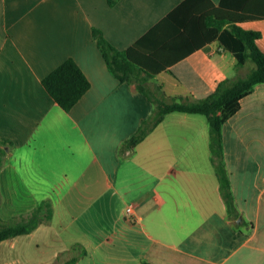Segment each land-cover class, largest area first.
<instances>
[{
  "label": "crops",
  "instance_id": "0c3cea01",
  "mask_svg": "<svg viewBox=\"0 0 264 264\" xmlns=\"http://www.w3.org/2000/svg\"><path fill=\"white\" fill-rule=\"evenodd\" d=\"M182 1L0 0V215L10 222L41 200L52 205L49 222L0 240V264H264V82L222 125L235 210L220 192L201 113L168 112L119 153L154 105L109 71L92 28L125 49ZM239 6L262 14L236 24L260 33L264 53V0ZM225 41L171 63L155 75L157 89L203 98L244 75L250 59L239 64ZM68 57L90 87L65 111L41 80Z\"/></svg>",
  "mask_w": 264,
  "mask_h": 264
},
{
  "label": "trees",
  "instance_id": "16d2710c",
  "mask_svg": "<svg viewBox=\"0 0 264 264\" xmlns=\"http://www.w3.org/2000/svg\"><path fill=\"white\" fill-rule=\"evenodd\" d=\"M107 1L113 4L116 0ZM241 1L220 0L214 4L211 0H183L125 49L115 47L101 29L92 28V36L109 71L120 81L134 83L154 105L150 116L120 144V155L131 152L168 112L178 110L205 115L209 126L210 158L228 211L235 210V205L223 160L222 125L238 110L240 99L251 92L256 83L264 82V53L256 44L260 33L236 24L262 14L239 10ZM216 37L221 41L226 38L224 43L234 51L239 64L250 59L254 66L245 75L221 80L215 90L203 98L166 96L163 91L157 95L145 84L159 72L170 71L169 65L189 51ZM41 82L65 111L90 87V81L72 57L51 70ZM3 143L7 144V140L1 139L0 144ZM5 154V149L0 147V166ZM51 217L52 205L48 200H41L30 212L10 222L0 215V240L29 233L41 223L49 222ZM140 264L150 263L141 261Z\"/></svg>",
  "mask_w": 264,
  "mask_h": 264
},
{
  "label": "rangeland",
  "instance_id": "374dc122",
  "mask_svg": "<svg viewBox=\"0 0 264 264\" xmlns=\"http://www.w3.org/2000/svg\"><path fill=\"white\" fill-rule=\"evenodd\" d=\"M254 66V63L252 60H250L244 67H242L241 72H244V75L247 73L250 67ZM165 74V73H164ZM167 76V74H165ZM156 83H162L161 77L154 76L151 79L146 80L145 84L153 91L155 94L160 95V91L157 89Z\"/></svg>",
  "mask_w": 264,
  "mask_h": 264
},
{
  "label": "built area",
  "instance_id": "2783aa9c",
  "mask_svg": "<svg viewBox=\"0 0 264 264\" xmlns=\"http://www.w3.org/2000/svg\"><path fill=\"white\" fill-rule=\"evenodd\" d=\"M126 212L129 214V213H132L133 212V206L132 205H128L126 207Z\"/></svg>",
  "mask_w": 264,
  "mask_h": 264
}]
</instances>
